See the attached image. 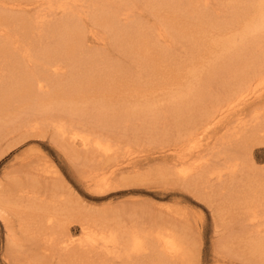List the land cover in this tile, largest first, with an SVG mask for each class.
Segmentation results:
<instances>
[{
    "label": "bare ground",
    "instance_id": "bare-ground-1",
    "mask_svg": "<svg viewBox=\"0 0 264 264\" xmlns=\"http://www.w3.org/2000/svg\"><path fill=\"white\" fill-rule=\"evenodd\" d=\"M76 1L0 0V21H9L7 24L0 23V35H7L6 29L10 30L0 40V144L9 133L30 129L32 124L50 125L49 118L56 113L58 122L53 126L57 135L64 142L89 151V156L98 152L108 159L116 153L120 144L128 145L129 139L135 140L134 145L164 140L162 142L166 146L160 148L159 154L171 164L156 172L158 176H171L183 184L191 183L203 188L208 186L210 180L222 182L226 180L224 178L246 173L247 186L255 189H249L252 194L240 197V202L250 222L263 227L264 193L261 195L259 191L264 187L262 179L255 176L257 168L254 167L257 157H263L264 154H257L254 147L264 144V14L258 20L251 18L250 14L256 6L258 10L264 11V0H256L249 7L240 8L251 39L239 38V48L231 57H237V60L221 79L222 83L225 80V86L208 98H205V90L209 88V76L202 70L206 65L205 58L218 44H226L213 38L210 30L205 28L209 25L205 21L206 16L211 23L214 18L208 6L210 0H198L195 4L193 0H186L188 5L180 14L176 11L181 7L178 6L181 0H82L88 8L84 16L92 18V24L95 25L87 30L91 39H104L103 33L96 28L102 27L104 33L117 41L118 48L129 61L120 67L109 60L105 53L95 48L87 49L81 35H76L75 41H63L62 31L65 27L71 25L73 30L77 25L75 30H80L75 11H70V4ZM153 2L160 3L157 7L162 8L163 17L159 16L158 20L165 22L163 25L167 24L171 29L169 32L175 30L174 22L183 20L186 15H194L197 25L167 33L161 23L157 28L143 25L139 29L135 18L133 21L129 17L122 19L123 15L133 12L135 5L138 9L136 13L143 12L144 8L156 12L157 9L150 8ZM6 8L22 12L33 8L42 11L66 10L67 16L47 22V17H44L46 14L43 13L35 23L21 14L12 17L11 13L4 12L8 10ZM163 8L166 12L176 13L165 14ZM150 23H154V20ZM25 27H28L27 31L23 30ZM12 32L17 39L22 37L20 45H15ZM144 32V38L151 44L161 43V49L152 54L154 58L151 62V58L146 56H142L141 62L140 54L130 48L132 40L129 37L135 38ZM168 34H173V38L178 36L180 51L185 56L183 60L171 57L174 49L168 43L171 37L164 39ZM122 35L132 51L125 46L120 38ZM234 42L232 39V44ZM74 47L79 57L91 61L75 59L72 53ZM162 56L163 60L158 64L157 60ZM167 63V66L173 67L164 73L162 67ZM127 76H135L133 82ZM182 76H186L190 82L192 78L193 81L197 79L199 84L193 82L178 91L172 90V86ZM129 84L134 88L133 96L137 97L132 103V115L126 126L130 130H125L110 123L106 112L114 105L110 100L115 96V91L125 92ZM157 92L162 94L161 99L157 98ZM88 110L94 114L89 115L85 112ZM37 113L41 119H34ZM248 113L249 118L245 119ZM163 121L166 125L162 124ZM231 122H235V125L228 128ZM224 128L227 130L225 136L214 139L211 144L212 147L219 142L224 145L215 152L222 165L213 162V153H206L188 162L193 152L210 150V142L206 140L210 134L214 135ZM70 149L73 154L74 149ZM81 155L82 152L76 154L77 157ZM124 163L135 167L137 162L134 157H129ZM118 169L112 164L101 170L93 176L94 184L110 185ZM261 171V175H264V167ZM48 173H51V169L43 170V174ZM60 197V194H55L51 199L54 204L45 207L34 193L31 194L28 180H24V183L16 180L0 186V202L3 206L24 205L27 222H23L22 230L26 233L31 231L30 239H34L38 230L43 229L40 239L51 250V258H66L74 264H96L97 260L98 264H105V261L111 264H190L191 256L177 227L161 216L140 214L136 210L99 215L93 222H82V238L74 239L67 227L69 221L63 220L68 210ZM25 198L27 202L23 201ZM42 211H46L45 215ZM33 212L39 215L37 221L31 220ZM9 241L12 246L13 241ZM262 244L261 241L256 243ZM8 251L11 253L9 256L13 257L12 250Z\"/></svg>",
    "mask_w": 264,
    "mask_h": 264
},
{
    "label": "rangeland",
    "instance_id": "rangeland-1",
    "mask_svg": "<svg viewBox=\"0 0 264 264\" xmlns=\"http://www.w3.org/2000/svg\"><path fill=\"white\" fill-rule=\"evenodd\" d=\"M255 1L210 0L208 6L214 14V18L211 23L210 18L206 16L205 21L209 22V25L205 28L210 30L213 38L226 44H218L210 50V55H206V65L202 70L204 69L208 73L209 88L205 90L207 94L205 98L215 94L225 86V80L222 83L221 79L228 68L237 60V57L235 59H231V57L239 48V38L242 36L243 39H251L250 30L244 23L243 12L240 11V8L249 7ZM195 2H198V0H193L192 3L195 4ZM70 5L72 9L70 11L76 13L75 17L76 21L79 22L80 30H75L77 25L73 30L71 25L65 27L62 31L63 41H66V43L72 39L75 41L76 35H81L82 43H85L87 49L93 50L95 48L97 51L105 53L106 57L117 63L118 67H120L119 65H126V62L129 61L127 58L125 59L124 54L118 48V42L106 32L104 33L102 27L96 28L103 33L104 39L100 41L91 39L87 30L90 27H95V25L92 24V18L84 16L88 11L86 3L78 0ZM159 5L160 3L157 2L150 4V8L157 9L154 13L144 8L142 4L143 12L136 13L138 9L135 5L133 12L129 15H123L122 19L129 17L133 21L135 18L139 29L143 28V25L157 28L159 23L162 25L165 23L158 20L159 16L163 17L162 8L157 7ZM187 5L186 0L179 1L178 6L181 7L176 12L180 14ZM260 10L256 6L250 17L258 20L264 14V11ZM163 11L165 14L175 15L176 13L166 12L165 8H163ZM4 12L11 13L12 17L21 14L35 23L40 20L44 15L43 13L46 14L44 17H47L45 20L47 22L53 21V18L59 19V17H62L63 19L67 16L66 10L60 12L55 9L42 11L39 8H33L28 12H22L19 9H8ZM182 19L174 22V31L169 32L168 30L171 29L167 24L162 27L166 29L167 33H174L177 29L197 25L194 15H186ZM152 20H154V23L148 24ZM0 23L7 24L9 21H0ZM221 23L222 25H220ZM138 27L137 31L139 30ZM149 29L152 30L153 28ZM6 30L8 35L10 30ZM23 30L27 31L28 27ZM11 34L15 45H20L22 37L17 39L14 32ZM31 34H33V31ZM144 34L145 32L140 36H135V38L129 37V40H132L130 48L135 49V52L140 54L141 62L142 56L151 58L149 60L151 62L154 58L152 54L161 49V43L151 44L144 38ZM7 35H0V40H3ZM166 36L164 39L171 37L168 43L169 46L174 47L171 57L174 59L182 58L183 60L185 56L180 51L178 36L176 38H173V34ZM120 38L125 42L127 49L132 51L128 48L129 45L124 35ZM232 39L235 41L233 44ZM72 53L75 59H87L79 57L75 47ZM161 60H163V56L157 60L158 64H161ZM168 64H163L162 70L164 73L173 67V65L167 66ZM196 67L199 68V64ZM197 71L199 72V69ZM127 73H130L128 69ZM127 77L130 82H133L135 76L133 78L131 76ZM185 77L182 76L172 86V90L178 91L193 82L196 85L199 84L197 79L193 81L192 78V82H190ZM185 82L187 83L185 84ZM133 89L129 84L125 88V92L115 91V96L111 97L112 100H110L114 105L106 112L111 119L110 123L113 122V124L118 125L117 127L125 130H130L126 126L132 115L130 114L132 113V103L137 97L133 96ZM160 92H157L158 99L162 98ZM85 107H82V109ZM85 112L89 115L94 114L89 110ZM85 112L82 113L86 114ZM37 115L34 119L42 118L39 113ZM56 116L57 113L49 118L51 120L48 121L50 125L43 126L39 124L36 126L32 124L33 127L30 129L23 128L18 132H11L4 138L0 144V186L16 180L19 183L28 180L31 194L34 193L45 207L54 204L51 203L52 197L55 194H60V199L67 204L66 210H68L63 220L64 222H71L67 223V227L74 239L82 238L80 233L82 222L87 220L93 222L99 215L136 210L140 214L157 215L172 222V226L177 227L178 234L185 241V246L191 256L190 264H264V226L250 222L249 217L244 213L245 207L240 202V197H245V194H252L251 191H248L249 189H255L247 186L246 173H238L229 179L224 178L226 180L222 182H217L215 179L210 180L208 186L203 188L195 187L191 183L183 184L180 180H176L171 176L162 178L156 172L165 165L170 166L171 164L170 161H164L159 154L160 148L166 146V143L162 142L164 140L147 143L138 142V145H134L135 140L128 137V145L120 144L116 153L108 159L98 152L93 156H89V151L85 152L80 149V146L71 145L67 141L64 142V139L62 141V138L57 135L53 126V124L57 125L58 122L55 119ZM248 118L249 113L245 119ZM36 122L41 123L38 120ZM162 124L166 125V122L163 121ZM232 125H235V122H231L228 128ZM114 131H116L115 127ZM226 132L227 130L224 128L214 135L210 134V137L206 140L210 142V150L204 151L202 149L199 152H193L189 156L191 159L188 162H192L206 153H213V162L222 165V161L220 159L218 161L216 158L217 154L215 152L222 149L224 145L219 142L212 147L211 144L214 139L224 137ZM70 147L74 149L73 154H71ZM254 148L257 154H264V144L257 145ZM81 152L82 155L77 157L76 154ZM129 157L136 159L135 167L124 163L125 159ZM112 164L119 169L115 171L114 180L110 185L97 186L94 184L93 176ZM262 167H264V156L257 157L254 167L257 168L255 176L262 179L261 182L264 187V175H261ZM44 169H51V173L43 174ZM259 193L262 195L264 188ZM23 201L27 202V199L25 198ZM23 206L11 205L8 208L0 202V264H26L27 261H29V264H74L67 261L66 258H61V260L58 257L51 258V250L47 249L46 243L41 240L42 238L40 239L43 229L38 230L34 239H30L32 236L31 231L26 233L22 230L23 222L24 224L27 222L26 210ZM45 213L46 211H42V214L45 215ZM38 219L39 215L33 212L31 220L37 221ZM36 226L38 225L36 224ZM261 228L262 230L259 231ZM9 239L13 241L12 246ZM259 241L263 243L262 246L256 245ZM9 249L12 250L13 257L9 256L11 254L8 251ZM97 251L101 254V251ZM98 261H96V264H98ZM109 262L105 261V264H111Z\"/></svg>",
    "mask_w": 264,
    "mask_h": 264
}]
</instances>
